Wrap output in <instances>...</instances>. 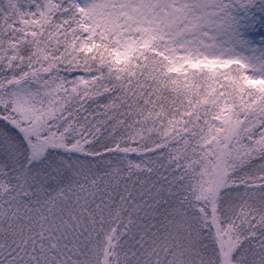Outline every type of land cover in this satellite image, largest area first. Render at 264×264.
Here are the masks:
<instances>
[{"label":"snow or ice","instance_id":"snow-or-ice-1","mask_svg":"<svg viewBox=\"0 0 264 264\" xmlns=\"http://www.w3.org/2000/svg\"><path fill=\"white\" fill-rule=\"evenodd\" d=\"M0 264H264V0H0Z\"/></svg>","mask_w":264,"mask_h":264}]
</instances>
